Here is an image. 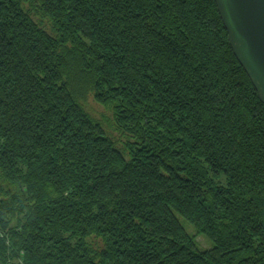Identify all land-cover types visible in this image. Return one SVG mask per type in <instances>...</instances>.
Returning a JSON list of instances; mask_svg holds the SVG:
<instances>
[{
    "label": "trees",
    "instance_id": "trees-1",
    "mask_svg": "<svg viewBox=\"0 0 264 264\" xmlns=\"http://www.w3.org/2000/svg\"><path fill=\"white\" fill-rule=\"evenodd\" d=\"M0 264H264V104L215 0H0Z\"/></svg>",
    "mask_w": 264,
    "mask_h": 264
},
{
    "label": "water",
    "instance_id": "water-1",
    "mask_svg": "<svg viewBox=\"0 0 264 264\" xmlns=\"http://www.w3.org/2000/svg\"><path fill=\"white\" fill-rule=\"evenodd\" d=\"M231 48L264 104V0H215Z\"/></svg>",
    "mask_w": 264,
    "mask_h": 264
},
{
    "label": "rangeland",
    "instance_id": "rangeland-1",
    "mask_svg": "<svg viewBox=\"0 0 264 264\" xmlns=\"http://www.w3.org/2000/svg\"><path fill=\"white\" fill-rule=\"evenodd\" d=\"M89 105L94 110L93 114L95 116L99 117L100 113L104 110L103 108H101L100 106H98L97 104H95L91 100L89 102ZM184 223H186V222H184ZM187 229H188V231H190L191 233L196 235V238H197V240H198V242H199L201 247H204V248H209L210 247L209 240L206 237H204L203 235H197L195 229L192 226L187 224Z\"/></svg>",
    "mask_w": 264,
    "mask_h": 264
}]
</instances>
